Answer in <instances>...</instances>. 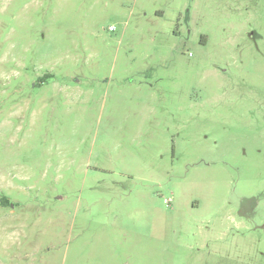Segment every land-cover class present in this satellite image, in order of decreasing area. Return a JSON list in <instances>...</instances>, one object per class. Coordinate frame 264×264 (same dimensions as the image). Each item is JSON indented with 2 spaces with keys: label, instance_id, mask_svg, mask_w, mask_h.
<instances>
[{
  "label": "rangeland",
  "instance_id": "1",
  "mask_svg": "<svg viewBox=\"0 0 264 264\" xmlns=\"http://www.w3.org/2000/svg\"><path fill=\"white\" fill-rule=\"evenodd\" d=\"M0 264H264V0H0Z\"/></svg>",
  "mask_w": 264,
  "mask_h": 264
},
{
  "label": "trees",
  "instance_id": "2",
  "mask_svg": "<svg viewBox=\"0 0 264 264\" xmlns=\"http://www.w3.org/2000/svg\"><path fill=\"white\" fill-rule=\"evenodd\" d=\"M5 201V200H4Z\"/></svg>",
  "mask_w": 264,
  "mask_h": 264
}]
</instances>
